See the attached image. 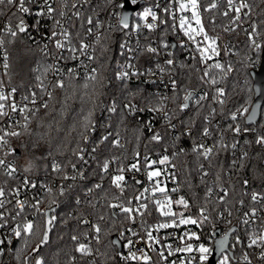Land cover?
<instances>
[{
	"label": "trees",
	"instance_id": "trees-1",
	"mask_svg": "<svg viewBox=\"0 0 264 264\" xmlns=\"http://www.w3.org/2000/svg\"><path fill=\"white\" fill-rule=\"evenodd\" d=\"M215 1L199 0V3L209 36L218 37V56H213L205 65L192 47H181L183 38L178 37L177 27L173 28L168 23L142 38L140 56L134 63L139 67L140 74L129 81L116 79L125 61L121 55L124 32L119 25L107 27L103 32L108 37L107 51L102 52L97 45V81L66 76L64 88L49 85L43 72L46 61L38 46L21 33L14 38L8 37V83L21 93L29 94L39 89L37 76H40L43 85L52 89L51 98L47 96L48 108L41 105L37 114L29 120L27 131L21 129V135L15 136L11 142L19 151L21 174L39 177L43 185L51 184L53 194L49 196L44 193L39 211L25 212L36 225L37 235L27 238L29 247L21 254L22 258L17 260L15 253L20 252L23 239H15V247L14 240L8 245L0 264H23L27 258H30L28 264H35V258L41 254L45 264H124L116 245L110 242L133 221L126 219L127 214L119 208L109 205L120 203L133 207L139 183L137 177L130 174L127 179V174H124L127 188L121 193L111 184V178L119 174V167L129 170L137 160L140 167H145L142 162L144 155L160 157L163 152L177 167V191L189 201L186 213L199 217V209H207L209 219L202 224L203 233L211 235L213 230L225 227L229 230L240 222L244 212H250L252 208L262 213L255 218V229L242 224L236 232L241 236L242 245L238 244L235 255L237 251L240 255L252 253L247 246L252 231L258 232V225L264 221V200L254 203L251 199L253 192L264 194V144L257 143V139L264 136V104L256 124L248 125L247 116L232 121L231 115L245 107L250 112L254 103L252 72L261 66L264 47L256 51L249 42L248 33H253L255 28L253 34L258 44L264 45V0H246L251 10L235 25L232 24L236 15L234 12L226 17L221 7L206 10ZM229 25L230 29L227 28ZM154 40L161 53L147 51L148 47H153ZM162 42L170 44L167 49H173L170 55L160 48ZM172 43L177 44L176 49L171 48ZM157 54L162 58L156 60ZM168 60H172L173 64L168 65ZM216 63L222 64L224 70L212 67ZM37 66L40 71L36 70ZM229 66L231 70H228ZM206 70L208 76H204ZM160 78L164 79V84ZM211 79L216 80L215 85L211 84ZM172 81H175V90ZM85 83L88 84L87 88L84 87ZM218 89L225 93L219 97L223 104L218 102ZM188 92L202 93L207 98L199 104L190 102L188 109L181 110L183 97ZM111 103H115L114 114L107 113ZM125 105H134L135 111H129ZM153 108L159 110L153 111ZM166 115L171 117L170 121ZM85 117L91 120L87 128ZM237 124L241 129L239 134L234 130ZM205 128L211 135H203ZM155 133H159L163 139L159 142L151 140ZM105 136L107 140L103 139ZM115 140L120 141L119 146L115 145ZM121 141L124 145H121ZM221 142L226 147H221ZM199 144L216 147L210 159L193 151L194 145ZM136 153H139V157ZM81 156L83 159H80ZM115 158L118 162L105 173L103 163L107 160L110 164ZM29 163L32 165L31 171L25 172ZM53 164H58L61 170L53 171ZM243 180H247L248 184H243ZM5 181L14 183L8 177ZM96 184L102 187L97 189ZM209 188L212 194L206 197ZM221 188L227 190L223 202L218 201L216 196ZM53 197L56 203L51 205L54 209L52 215L56 220L51 239L41 247L40 252L34 254L32 249L43 230L44 218L40 213L49 210ZM129 200L132 201L131 205L128 204ZM151 207V211L157 212L161 220L156 206ZM221 212L231 217V223L219 218ZM87 219L89 224L84 223ZM94 224L101 228L99 243L94 239ZM72 236L79 239L73 241ZM79 243L89 244L93 255L83 256L75 251Z\"/></svg>",
	"mask_w": 264,
	"mask_h": 264
},
{
	"label": "built area",
	"instance_id": "built-area-1",
	"mask_svg": "<svg viewBox=\"0 0 264 264\" xmlns=\"http://www.w3.org/2000/svg\"><path fill=\"white\" fill-rule=\"evenodd\" d=\"M225 1L227 0H216L215 4L217 5V7L215 9H211V10H217V8H222V14L225 11H228L229 14L232 13V11L229 9L228 7V3L225 4ZM49 3L52 4V7L54 9H56V12H54L52 14V17H37L35 15V12L39 9V5L38 4H33L32 7V11L30 12V14L28 15H24V14H20L17 13L16 15H13V12H15V9L12 8L11 10H9L8 7L6 6H0V9H2V11H0V39L4 40V45L3 47H0V81H3V91L5 92V94H10L11 93V89L12 88H16V93L14 96L11 97L12 100H14L18 106H24L27 105L28 109H30L31 111L25 113L26 115L29 116V120L37 114V109L43 105L44 103L47 102V96L48 93L52 91V89L50 87H45L43 85V88L45 90L41 89V86H39V89L36 90H32V92L36 93L35 99H36V104H32L31 100L33 99V97L31 96V93L26 94V93H21L17 87L10 85L7 81V74L9 73V69H10V65H9V54L7 52V40L8 37H11L10 35H8L4 30L6 25L9 24V22H11V25L13 27V29L15 30V26L17 24V17L18 16H23L26 24L28 25V31L25 33H21L23 34L25 37H27L34 45L38 46L42 56L45 59V66L46 65H53L55 64L58 68L61 69V72L57 73V72H53V71H48L46 73L47 76V80L48 83H50L49 85H54L55 82L59 79V80H65L66 76L68 75V70L72 69V75L76 76L78 78L81 79H87V77L91 74V70L93 68L97 69V73L96 75L98 76V66L96 64V50H97V45H95L94 40H95V32L96 31H100V32H104V30L109 27V25H111V28H115L117 25H119V16L124 13V9H121L120 7H118L119 4L124 3V0H87V3L84 2V0H48ZM245 3H247L246 0H244ZM42 3V0H41ZM235 3L238 5L239 0H235ZM73 4H76L77 7H73ZM138 6L136 10L133 11L132 15H131V20H130V27L128 29H122L124 32V36H123V41L122 44H127V46L129 48H131L133 51L129 52L127 50V48H123L121 47V55L122 57L125 59L124 63L121 65L120 70L119 71H128L130 73L129 78L127 79H118L116 77V79L118 81H129L132 78H134L136 75H131L132 71L135 70L136 72H139L140 69L137 65H135V61L138 60L139 56H140V50L142 49V38L146 37L147 33H150L151 31H158L160 30L162 27H164L165 25H167L168 23H171V25L173 23L176 24L177 30H178V37L183 38L182 40V44L185 47H192L193 51H194V46L191 44L190 41L187 40L186 37L183 36V33L179 30V16L181 15H187V16H191V13H181L179 11V7L178 4L175 3V0H139V3L136 5ZM135 6V7H136ZM168 7L170 12H175L176 17L175 20L173 19V17L170 14L165 13L163 10L165 7ZM145 8H151L159 17H161V19L163 20H167V23H161L160 21H153L151 19V17L148 18L147 21L140 19L136 13L137 12H142ZM60 12H63L64 15L61 16L59 15ZM79 12L80 16L79 19L76 17L75 13ZM249 10L248 9H243L240 13V17L242 18L243 16H246L248 14ZM202 14V13H201ZM202 16V15H201ZM87 17H92L94 23H102L104 25V27L102 29H93V35H88L86 32V29L89 27V25H87L86 23V18ZM59 20L60 21V25H62L64 28H67L69 31H71L73 33V39H72V44L73 46L78 47L79 46V41L80 39H83L85 43H89L92 44V47H90L88 49V55L93 56L94 59H89L88 55H80L79 52L76 53V56L78 57V59H71L70 57V53L65 49L62 51L63 56L66 59H58L59 55L61 54V50H57L54 47V41L50 40V36L52 31H56V32H60L61 31V27L56 25L55 21ZM38 21V23H37ZM202 22L204 24L205 27V23L202 19ZM140 25V30L139 32H136L133 30L134 26L136 24ZM148 23H155L157 25V27L155 29H148L145 25ZM81 25H83V27H81ZM230 25L227 26L228 29H230ZM205 31L206 28H205ZM208 33V31H207ZM78 34V35H77ZM252 35L256 42L258 43V39L257 37L249 32L248 36ZM57 39H60V37H57ZM198 39H202V38H198ZM121 44V45H122ZM168 43L167 42H162L160 48H162L163 52L165 50L168 49V47H164V45ZM44 45H47V49H44ZM152 46L154 48H158L157 44H156V40L153 41ZM217 46L220 50V45H218L217 42ZM174 47V43L171 44V48ZM175 47L177 48V44H175ZM175 48V49H176ZM254 49L256 51H259L260 49H257L254 47ZM173 49L171 50H167V55L171 54L173 51ZM47 51L49 53V55L45 56L44 52ZM157 51L160 52L159 48L157 49ZM5 52L7 53V63L9 65V67L7 69L4 68V63H5V59H4V54ZM195 52V51H194ZM161 53V52H160ZM163 54V53H162ZM156 60H159V58H162V55L159 56L157 54L156 56ZM167 62V61H166ZM132 64L133 68L132 69H128L125 68L124 66L126 64ZM39 66H37L38 68ZM40 68V67H39ZM152 71V70H150ZM158 75V73H157ZM161 81V83L164 84V79H159ZM166 80V79H165ZM167 87V86H165ZM204 95L202 93H196L193 94V99L190 102L193 103H197V101L202 102L204 100H200V97ZM24 96H28V100H24L23 97ZM113 105V103H111V105L108 107L107 113L109 114H114L115 112L111 111V106ZM6 111H9L10 115L8 117H3L0 118V129H3L5 131H11V130H15L17 132H20V130L22 129L20 127V125L24 124V115L20 113L19 111L17 112H11L10 109H6ZM154 114H156V112H154ZM244 116H240L239 118H242ZM251 133H253V131H251ZM2 134V133H0ZM15 136H9L6 137V139H8L9 144L7 146V148L5 149H0V158L6 159V161L12 163L17 171L13 176H8L6 171L4 169H0V188H3L5 190V206L0 209V214H4L5 218L8 220V225L3 228L0 229V239H9L11 238L12 241L15 240V238L12 236V228L15 224L17 223H23L24 220H31V218L28 217V214L25 213L26 211H31L34 210V208L32 207V205L36 202V201H41L43 198L44 193L46 192V187H50L51 188V184H42V182L40 181L39 177H28L25 176L23 174H21V169L18 165V154H17V149L16 147L13 145V143L11 142V140L14 138ZM121 145H124V142L121 141ZM213 148V152L215 151V146H210ZM8 149H14L15 150V154H13L11 151H8ZM7 152V155H5V153ZM242 154L244 155L245 152H242ZM165 155V153L163 152L161 154L160 157H150L151 160H159L160 158H162ZM146 155H144L145 157ZM148 156V155H147ZM144 157L142 162H144ZM149 157V156H148ZM118 160L115 158L113 159V161L109 164V169H113V165L115 163H117ZM141 166V164H140ZM161 166V167H160ZM155 168H159L162 170L167 168V172L164 173L161 177L155 178V179H159L160 181H162L161 186H165L167 187L168 190V194L172 197L173 200H177L179 199L181 196H183L185 198V195L182 194L180 191H175L173 192L172 189L174 188H178L177 184H178V170L177 167L172 168L171 166L168 165H154L153 167ZM140 171L137 172L135 170H131V167L129 168V170L124 171L123 174H127V179L129 178L128 175H133L134 177L138 178L139 181V185L135 191V196L139 195L140 192L143 191L144 188H149L151 190L152 185L154 183V181H149L147 179L146 173H145V167H140ZM172 173H174V177L173 175H171ZM9 178L10 180L12 179V181L14 183H9L5 181V178ZM27 178L30 182H34L37 186L36 188H32V187H23V181L24 179ZM127 179H125V183H124V189L127 188ZM19 188V194L16 195L15 194V190ZM225 189V188H224ZM226 190V189H225ZM227 191V190H226ZM212 194V193H211ZM145 195L148 197V199H142L140 201L135 202V205L133 206V208L138 207L139 204L144 203L148 205V209L147 211H144L143 209H141V212H143V215H140L139 213H135V222H133L132 224H128L127 226H125L123 228V230L121 231V233H123V235H121V233L118 236V239L121 241L123 248L122 251L120 252L123 263L124 264H144V261L142 259L140 260H136V261H132V260H125L123 257L125 256H129L130 253H135L137 255V257H140L142 254H147L150 257V262L149 264H200L199 261V254L198 252H193L191 254L188 253H183V252H176L175 250L177 248H182L185 246V243H190L193 244V246L197 245L198 243H204L206 246H210L213 248H215V243L214 241L218 238L221 237L223 234H225L226 232H229L230 229L235 228L236 231L233 235H231L230 238V242H229V251L225 252V255H228L230 257V264H248V261L251 262V264H264V260L261 259V256L263 253V248H261L260 246H253L251 247L252 249V253H248L245 252L243 254H239L237 251V254L235 255V250L238 246V244L236 243L237 238L240 239L241 243H239V245H242V239L241 236L239 234H236V232L239 231L238 227H241V225L243 224V220L246 218L244 216V212L242 214L241 219L239 220L240 222L236 225V226H232L230 227L229 230L226 229V227L224 229L222 228H217L216 230L220 231V234L217 236H213L212 237V241L209 240V237L211 235L203 233L204 232V228L203 225H181L179 227H175V228H168V229H160V230H156L155 229V225L158 223H164V222H168L171 220L170 217L166 218L162 216V219L159 220L158 216H157V212L155 213V211H151L153 210L151 206H154V201L156 199H163L162 195L160 193H156L155 196H152L151 191H149V193H145ZM87 197L89 196V194L86 195ZM218 201H220V197L224 196L223 192H221L220 190L218 191V194H216ZM17 200H22L26 202V206L23 210V212L21 213L20 217H16L15 219H13V217H15V214L17 211H19V209L16 208V201ZM261 201V200H258ZM242 209V206H241ZM28 211V213H30ZM173 211L180 213L183 212L185 216H192L193 218H197L196 216L193 215H188L186 213V210L179 205H173ZM26 216H25V215ZM205 215L206 212H205ZM262 215V213L258 210H256V217L255 218H259ZM219 218L226 220V221H230L231 217L227 216L225 213L221 212L219 214ZM255 218H252L250 220V223L248 224L250 229H255L256 228V223H255ZM87 221H89L87 219ZM90 223V221H89ZM86 223V224H89ZM259 230L258 232L264 230V221H262L259 225ZM131 230V231H129ZM152 231L153 236L155 238H157L159 240V243H156L155 241H149L147 239V231ZM191 231V232H195L200 236V241H196V240H187L184 237V232L185 231ZM243 231V229H242ZM135 233V235L133 234ZM131 240L132 241V246L129 248L128 247V241ZM125 241V244H124ZM249 243V242H248ZM86 244V243H84ZM212 244L214 246H212ZM9 244H5L3 245V255L0 256V259L4 256L7 247ZM149 245H151V247H149ZM171 245V250L173 252L172 255H169V248L168 246ZM163 252L164 256L161 257L160 253ZM230 252L233 254L232 256L230 255ZM213 255V254H212ZM212 255L209 257V260L207 262V264H209L210 259L212 257ZM245 256H247V260H245ZM192 257H196L195 260L192 259ZM220 259H222V256L220 255V257L217 259L215 264H219Z\"/></svg>",
	"mask_w": 264,
	"mask_h": 264
},
{
	"label": "snow or ice",
	"instance_id": "snow-or-ice-1",
	"mask_svg": "<svg viewBox=\"0 0 264 264\" xmlns=\"http://www.w3.org/2000/svg\"><path fill=\"white\" fill-rule=\"evenodd\" d=\"M85 3H87V0H84ZM139 3V0H124V3H121L118 5V7H120L121 9H125V12L122 13L119 16V27L121 29H128L130 27L129 25V13L127 11L128 8H132L134 10L135 6ZM175 3L178 4L179 7V11L181 13H191V16H187V15H181L179 16V30L183 33V36L187 38L188 41L191 42V44L194 46V51L199 53V59L202 63H204L205 65H207V61L212 59L213 56H218L219 55V48L217 46V39L218 37H211L209 36V34L207 33V31H205V27L204 24L202 22V16H201V6L199 3V0H175ZM228 3V7L229 9L234 12L236 15L235 17L232 19V24L235 25L236 21L240 20V13L243 9H249V11L251 10L249 5L247 3L244 2V0H239L238 5L235 3V0H227ZM33 4H38L39 5V9L35 12V15L37 17H52V14L54 12H56V9H54L52 7V4L48 2V0H0V6H6L9 8V10H11L12 8L15 9V12H13V15H16L17 13L20 14H24V15H28L30 14V12L32 11V5ZM73 7H77L76 4H73ZM217 7V5L215 3H212L210 5V7L208 9H206L207 11H211V9H215ZM0 11H2V9H0ZM165 13L170 14L173 19L175 20L176 14L175 12H170L169 8L166 6L163 10ZM59 15L63 16L64 13L60 12ZM76 17L79 19V12L75 13ZM136 15L142 19L147 21L149 17H151V19L153 21H160L161 23H167V20H163L161 19V17H159L151 8H145L142 12H137ZM224 16H228L229 12L225 11L223 13ZM17 24L15 26V30L13 29L11 22H9L8 25H6L5 27V32L10 35L11 37H16L18 33H25L28 31V25L26 24V21L24 19L23 16H18L17 17ZM38 23V21H37ZM56 25L61 27V31L60 32H56V31H52L51 36H50V40L54 41V47L57 50H61V54L59 55L58 59H66L63 54L62 51L63 50H67L70 53V57L71 59H78V57L76 56V53L79 52L80 55H88V49L90 47H92V44L89 43H85L83 39H80L79 41V46H73L72 44V39H73V33L71 31H69L67 28H64L62 25H60V21L56 20L55 21ZM86 23L87 25H89V27L86 29V32L88 35H93V29H102L104 27V25L102 23H94L93 18L92 17H87L86 18ZM148 29H155L157 27V25L155 23H148L145 25ZM81 27H83V25H81ZM112 26L109 25V28H111ZM171 27L176 28V24L173 23L171 25ZM134 31L139 32L140 30V25L137 23L134 28ZM228 30V29H226ZM253 33H255V28H253ZM78 35V34H77ZM57 37H60V39H57ZM198 38H202V39H198ZM108 39V37L100 32V31H96L95 32V40L94 43L95 45H98L102 52L107 51V45H106V40ZM249 42L250 44L259 49L261 47H264V45L258 44L255 40V38L250 35L249 36ZM4 45V40L0 39V47H3ZM184 45L181 44V47H183ZM122 49L123 48H127V50L129 52L133 51L131 48H129L127 46V44H122L121 45ZM164 47H168L167 44L164 45ZM44 49H47V45H44ZM147 51L149 53H156L157 49L153 48V47H148ZM44 55L47 56L49 55V53L47 51L44 52ZM88 58L94 59L93 56L88 55ZM193 59H196L195 56L192 57ZM4 59H5V63H4V68L7 69L9 67L8 63H7V53L5 52L4 54ZM168 65H172L173 61L172 60H168L166 62ZM125 68L128 69H132L133 65L132 64H126L124 66ZM212 67H215L217 69H220L221 71L224 70V66L220 63H216L214 64ZM37 71H40V68L38 67L36 69ZM231 70V67L229 66V69ZM48 71H53V72H61V69L58 68L55 64L53 65H46L43 68V72L46 74ZM161 72L164 71L163 68L160 69ZM73 70L69 69L68 70V75L71 76L72 75ZM97 69L93 68L91 70V74L87 77L88 80L96 82L97 81ZM140 73L136 72L135 70L132 71L131 75H139ZM209 72L206 70L204 72V76H208ZM130 73L128 71H119L117 73V78L118 79H127L129 78ZM204 77H201V79H203ZM37 80H40V86L42 90H45L43 88V81L41 80L40 76H37ZM211 84L215 85L216 84V80L215 79H211ZM173 84V89L175 90V81H172ZM53 87H59V88H64L65 87V83L63 80H57L55 82V84L53 85ZM85 88L88 87V84L85 83L84 85ZM3 89V81H0V118L3 117H8L10 115L9 111H6V109H10L11 112H17L19 111L22 114H25L29 111H31L30 109H28L27 105L24 106H18V104L11 99L12 96L15 95L16 93V88H12L11 89V93L10 94H5V92L2 90ZM257 91H259L257 89ZM224 91L222 89H218L217 90V99L218 102L223 104L224 101L223 100H219V97L224 96ZM31 96L33 97V99L31 100L32 104H36V93L32 92ZM49 98H51V92L48 93ZM28 96H24L23 99L24 100H28ZM206 95H202L200 97V100H204L206 99ZM165 99H167V97H165ZM193 99V93L192 92H188L184 97H183V101L184 103L182 105H180L181 110H185L189 108V101H191ZM197 104H199V101H197ZM42 107L44 108H48V104L44 103L42 105ZM125 107L129 110V111H135V106L134 105H125ZM260 108V105L257 104L255 105L254 109L251 112L250 116H247L249 109L247 107L242 108V109H237L236 112L232 113L231 115V119L232 121H238L240 116H247V120L249 123H251L252 121H254L256 119L257 116V109ZM39 109H37L36 111H38ZM153 111H158L159 109L157 108H153ZM111 111L115 112L116 111V107H115V103H113V105L111 106ZM213 112H215V109H213ZM91 114H89L90 116ZM24 121L25 123L20 125V127L24 130L27 131L28 129V123L29 121V116L28 115H24ZM166 119H168L169 121L171 120L170 116L166 115ZM91 124V120L89 119V117H85V127L87 128L89 125ZM231 127V126H230ZM235 132L237 134L240 133L241 129L239 127V125L237 124V126L235 127ZM248 129H245V131H247ZM0 149H5L7 148L9 141L8 139H6V137L9 136H19L21 135L20 132H17L15 130H11V131H5L3 129H0ZM203 135L205 137L211 135V133L208 131L207 128L204 129L203 131ZM103 139L107 140V136H105ZM163 139V137H161V135L159 133H155L152 137L151 140L159 142ZM115 145L119 146L120 141L119 140H115ZM257 143H261L264 144V136H260L257 139ZM221 147H226L225 145H223V143L221 142ZM233 147H235V145H233ZM8 151H11L13 154H15V150L14 149H8ZM193 151L196 152L198 155H202L205 159H210L212 152H213V148L212 147H207L204 144H199V145H194L193 147ZM5 155H7V152L5 153ZM246 155V154H245ZM136 156L139 157V153H136ZM80 159H83V157L81 156ZM144 164H145V173L147 176V179L149 181H154L151 190L149 188H144L142 192H140L139 195L135 196L134 199L137 201H140L142 199H148V197L145 195V193H149V191H151L152 196H155L156 193H160L163 197V199H156L154 201V204L156 206V210L160 213L161 216L163 217H170L171 220L168 222H164V223H158L155 225V229L158 231L160 229H168V228H175V227H179L181 225H201L203 224L205 221H207L209 219L208 216L205 215V212L207 211L206 208H201L199 209V217L197 218H193L192 216H185L183 212L177 213L175 211H173V205H179L182 206L185 210H187L189 208V201L187 199H185L183 196H181L179 199L177 200H173L172 197L168 194V190L166 185L165 186H161L162 181H160L159 179H155L158 177H161L164 173L167 172V168H165L162 172L161 169L159 168H153L154 165H168L171 166L172 168H175L176 165L172 163V160L170 159V157L168 155H164L162 158H160L159 160H151L150 157H148L147 155L144 157ZM74 167V166H73ZM32 165L31 163H29V166L26 167L24 169L25 172H29L31 171ZM0 169H4L7 173L8 176H13L17 169L16 167L6 161V159L0 158ZM109 169V161H105L103 163V171L106 173L108 172ZM60 166L58 164H53V171H57L59 172ZM131 170H135L137 172H139L140 169V162L139 160H137L136 163H133L131 165ZM124 171L125 169L123 167H119L117 169V172L119 174L114 175L111 178V184L116 188L119 189L121 193H123L124 191V183H125V176H124ZM171 175H173L174 177V173H172ZM205 176L208 175L207 172L204 173ZM65 179H67V177H65ZM137 183H139V181H137ZM243 184L247 185L248 181L247 180H243L242 181ZM32 187V188H36V184L34 182H30L27 178L24 179L23 181V187ZM95 187L97 189L101 188L102 186L100 184H96ZM177 188L172 189L173 192L177 191ZM20 189L17 188L15 190V194L18 195L19 194ZM91 191V190H89ZM221 192H223L224 196H227V191L223 188L220 189ZM46 193L49 196H52L53 194V190L50 187H46ZM61 195L63 194V189L60 190ZM212 193V189L209 188L206 190V197L210 196ZM224 196L220 197V201L223 202ZM5 190L3 188H0V209H2L5 206ZM251 199L252 201L255 203L258 200H264V194L262 193H257V192H253L251 195ZM41 201H36L32 207L34 209H36L37 211H39V205H40ZM56 200L53 197L51 204L49 205V211H45L40 213L41 216L44 218L43 219V230L42 232L39 234V239L37 240L35 247L32 249L33 253H37L40 252L41 247H43L44 245H46L49 242V236L50 233L52 232L53 226H54V222L56 220V217L54 215H50L49 212L54 211V209L51 207L52 204H55ZM77 204L80 203L79 200L76 201ZM132 201L129 200L128 204L131 205ZM243 202L241 201V204ZM26 206V202L22 201V200H17L16 201V208L19 209V211L16 212L15 217H13V219H15L16 217H20L21 213L23 212L24 208ZM111 208H119L120 211L122 213H126V219L131 220L133 222H135V216L134 213H139L140 215H143V212H141V209H143L144 211H147L148 209V205L141 203L139 204L138 207H131V206H125L124 204H120V203H112L109 205ZM229 215H231V212L229 211ZM244 216L246 217L243 220V224L248 225L250 223V220L252 218L256 217V209L252 208L250 212H246L244 213ZM101 219H103V217H101ZM84 223H89V221L85 220ZM229 223H231L229 221ZM8 225V220L5 218L4 214H0V229L5 228ZM92 231L94 232V239L97 241V243H99V239L100 236L99 234L101 233V228L98 224H94L92 227ZM131 231V230H129ZM147 231V230H146ZM236 229L232 228L230 229L229 232H226L225 234H223L221 236L220 239L215 240L214 243L217 247V249L219 250V252L221 253L222 259H220L219 264H230V257L228 255H225V249L228 245L229 242V237L230 234L232 232H235ZM135 235V233H133ZM37 235V227L34 224L33 221L31 220H24L23 223H17L13 226L12 228V236L17 239V240H21L23 239V244L21 245V250L18 253H15L16 255V259L20 260L22 258V253L25 249H27L29 247V240L27 238L29 237H34ZM121 235H123V233H121ZM216 235L215 230H213L211 236L209 237V240L212 241V237ZM85 236H87V234H85ZM184 237L187 240H196V241H200V236L195 233V232H191L189 231H185L184 232ZM71 239L73 241H77L79 238L77 236H72ZM147 239L149 241H155L156 243H159V240L157 238H155L153 236L152 231H147ZM12 244V239L9 238L7 240L5 239H0V256L3 255V245L5 244ZM110 243L112 244H118L119 240H115V241H111ZM236 243L239 244L241 243L240 239L237 238ZM132 246V241L129 240L128 241V247L130 248ZM249 248L253 247V246H260L261 248H264V230L260 231V232H256L255 230L252 231V235L250 237L249 243L247 245ZM149 247H151V245H149ZM169 248V255H172L173 252L171 250V245L168 246ZM75 251L79 252L81 255L83 256H90L93 255V249L89 244H84V243H79L78 246L75 248ZM176 252H183V253H188L191 254L193 252H198L199 254V261L200 264H207L209 257L213 254V248L210 246H206L204 243H198L197 245L193 246V244L190 243H185V246L182 248H177L175 250ZM101 255H103V253H101ZM160 256L163 257L164 254L163 252L160 253ZM125 260H132V261H136V260H140L142 259L144 261V264H149L150 262V257L147 254H142L140 257H137V255L133 252L130 253L129 256H125L123 257ZM30 258L24 259L23 264H28ZM193 260L196 259V257H192ZM261 259L264 260V254H262ZM245 260H247V256H245ZM35 264H45V260L43 259V255L41 254V256H38L35 258ZM174 264V262H173ZM248 264H251L250 261H248Z\"/></svg>",
	"mask_w": 264,
	"mask_h": 264
},
{
	"label": "water",
	"instance_id": "water-1",
	"mask_svg": "<svg viewBox=\"0 0 264 264\" xmlns=\"http://www.w3.org/2000/svg\"><path fill=\"white\" fill-rule=\"evenodd\" d=\"M138 6H136L134 8V10L137 9ZM132 8H128L127 11L129 13V24H130V20H131V15L134 11ZM124 12H125V9H124ZM174 48H175V44H174ZM252 78H253V81H254V103L252 105V108L249 112V114L247 116H250L251 115V112L252 110L254 109L255 105L259 104L260 105V108L257 109V116H256V119L254 121H252L251 123L248 122L247 120V117H246V122L248 125H253V124H256L259 119H260V116H261V109H262V106L264 104V49H263V53H262V63H261V66L258 70H255L252 72ZM257 89L259 91H257ZM190 103V101H189ZM264 132V130H263ZM17 154L19 155V151H17ZM49 211V210H47ZM54 211H51L49 212L50 215H52ZM216 235H219L220 234V231L219 230H216ZM234 232H232L230 234V237H229V242H230V238H231V235L233 234ZM51 234L52 232L50 233V236H49V242H50V239H51ZM221 237H218L216 240L220 239ZM115 240H119L118 237H115L113 241ZM16 240L14 241V244H13V247H15L16 245ZM48 242V243H49ZM229 242H228V245L225 249V252L229 251ZM47 243V244H48ZM117 249H118V252H121L122 251V248H123V245L121 243V241L119 240V243L118 244H115ZM221 253L219 252V250L217 249L216 245H215V248H214V251H213V255L210 259V262L209 264H215L217 259L220 257ZM230 255L232 256L233 254L230 252Z\"/></svg>",
	"mask_w": 264,
	"mask_h": 264
}]
</instances>
